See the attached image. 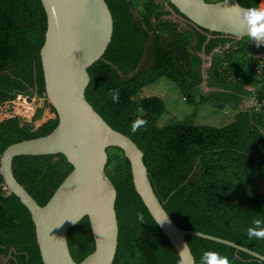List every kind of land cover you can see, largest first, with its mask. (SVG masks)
Here are the masks:
<instances>
[{
  "label": "trees",
  "instance_id": "trees-1",
  "mask_svg": "<svg viewBox=\"0 0 264 264\" xmlns=\"http://www.w3.org/2000/svg\"><path fill=\"white\" fill-rule=\"evenodd\" d=\"M106 2L114 32L105 54L88 70V101L109 125L144 151L155 193L177 226L264 255V239L249 241L247 237L252 222L264 220V61L257 57L264 54V45L257 46L249 37L238 40L200 29L168 0ZM239 2L246 8L261 4V0ZM181 19L187 27L179 25ZM47 30L42 0H0V108L19 95L47 99L41 57ZM202 55L211 56L207 79L215 91L209 95L198 93L204 82ZM162 79L175 83L189 104L212 103L219 111L233 112L234 121L220 127L190 119L161 124L167 113L165 102L157 96L139 98V93ZM110 90H119L118 103L108 95ZM254 91L259 109L242 111L244 100L251 99ZM52 111L57 114L53 107ZM43 113L44 109H38L34 119H41ZM138 116L148 123L132 133L130 126ZM58 124L56 117L34 130L18 117L0 118V158L10 144L47 135ZM107 151L106 171L117 190L119 223L113 264H180L135 191L129 159L119 147ZM13 169L28 193L45 206L72 165L64 154L19 155L14 157ZM0 183H5L3 176ZM186 240L196 264L205 250L227 256L230 264H264L224 244L195 236ZM69 244L76 262L94 251L87 217L70 229ZM2 263L44 264L30 212L16 196L0 188Z\"/></svg>",
  "mask_w": 264,
  "mask_h": 264
},
{
  "label": "water",
  "instance_id": "water-1",
  "mask_svg": "<svg viewBox=\"0 0 264 264\" xmlns=\"http://www.w3.org/2000/svg\"><path fill=\"white\" fill-rule=\"evenodd\" d=\"M189 22L210 33L247 38L239 25V0H168ZM48 17L41 51L47 99L59 124L47 135L10 144L0 158L9 194L28 209L44 264H113L119 243L117 190L106 171L108 148L119 147L130 161L135 191L184 264H196L187 236L224 244L264 263V255L227 239L183 230L155 193L144 151L125 133L113 128L86 96L89 69L108 49L114 19L106 0H42ZM264 45V44H263ZM14 118V117H13ZM44 123L41 126H43ZM38 127V128H40ZM64 154L72 165L61 186L42 206L17 179L14 157ZM87 217L94 251L76 262L70 251V229ZM165 219L157 223L161 218Z\"/></svg>",
  "mask_w": 264,
  "mask_h": 264
},
{
  "label": "rangeland",
  "instance_id": "rangeland-1",
  "mask_svg": "<svg viewBox=\"0 0 264 264\" xmlns=\"http://www.w3.org/2000/svg\"><path fill=\"white\" fill-rule=\"evenodd\" d=\"M264 0H261V4ZM260 4V6H261ZM259 6V7H260ZM177 17V16H176ZM179 25L181 27H187V23L182 19L179 20ZM203 63L202 73L204 77V82L199 87V92L203 95H209L211 92L215 91L214 88L208 86V74L207 70L211 65V56L207 57L202 55ZM157 96L161 98L167 107V113L160 120L161 124H172L174 122L190 119L196 124L199 125H213V126H225L233 122L235 119L233 112L228 111H219L215 108L212 103L205 102L203 104L193 105L186 102L184 95L180 91V88L175 84L171 83L166 79H162L157 83L151 84L139 93V98ZM26 99V100H25ZM29 103L34 108L33 115L30 118L24 117L21 113L19 105L21 103ZM253 101V98L248 100L245 104H250ZM9 106L8 113H5L4 107L0 109V118L2 121L8 120L11 116H16L21 119L22 123H29L33 125V129L36 130L40 125L46 123L52 119L56 118V114L53 113L51 104L48 99L40 97L27 98L23 95H19ZM38 109H44L43 117L41 119L35 120ZM30 119V120H29ZM262 192H264V177L261 180ZM4 264V263H2Z\"/></svg>",
  "mask_w": 264,
  "mask_h": 264
},
{
  "label": "clouds",
  "instance_id": "clouds-1",
  "mask_svg": "<svg viewBox=\"0 0 264 264\" xmlns=\"http://www.w3.org/2000/svg\"><path fill=\"white\" fill-rule=\"evenodd\" d=\"M239 12V25L249 39L260 46L264 44V7L252 6L248 8H240L238 5L233 6ZM108 95L111 97L114 103L119 102V90H110ZM148 121L138 116L131 124V132L135 133L140 128L146 127ZM142 217V213H137ZM164 218H161L157 223L162 222ZM247 237L249 241L264 239V220L255 219L252 222V226L247 229ZM180 264H184L183 260ZM199 264H230V260L227 256L221 255L214 250H205L200 257Z\"/></svg>",
  "mask_w": 264,
  "mask_h": 264
},
{
  "label": "built area",
  "instance_id": "built-area-1",
  "mask_svg": "<svg viewBox=\"0 0 264 264\" xmlns=\"http://www.w3.org/2000/svg\"><path fill=\"white\" fill-rule=\"evenodd\" d=\"M257 57L261 58L264 61V54H259V56H257ZM258 72H260V69H258ZM249 88L253 89L252 87H249ZM252 98H253V101L250 102V104H247V105L244 104L243 105L242 111H246V110L251 109L253 107L254 108L257 107L259 109L260 105H258L256 91H254V96ZM248 100H250V99L244 100L245 101L244 103L248 102ZM1 176H2V173H1V168H0V179H1ZM0 188H2V190H4V191H7L9 194L8 188L6 187L5 183H0Z\"/></svg>",
  "mask_w": 264,
  "mask_h": 264
},
{
  "label": "bare ground",
  "instance_id": "bare-ground-1",
  "mask_svg": "<svg viewBox=\"0 0 264 264\" xmlns=\"http://www.w3.org/2000/svg\"><path fill=\"white\" fill-rule=\"evenodd\" d=\"M260 7H264V2L261 4ZM28 103H29V101H28ZM28 103H25V101H24V103H21L19 105L20 110H18V112L21 113L22 116L30 118L33 115L34 108L31 104H28Z\"/></svg>",
  "mask_w": 264,
  "mask_h": 264
},
{
  "label": "crops",
  "instance_id": "crops-1",
  "mask_svg": "<svg viewBox=\"0 0 264 264\" xmlns=\"http://www.w3.org/2000/svg\"><path fill=\"white\" fill-rule=\"evenodd\" d=\"M209 38H211V37H209ZM11 102H13V101H10V102H6L2 107H4V108H6L5 109V113H8V111H9V106H11L12 105V103ZM1 109V108H0ZM13 117H16V116H13ZM12 116L10 117V118H13ZM10 118H8V119H10ZM49 122V121H48ZM47 123V122H46ZM45 124V123H44Z\"/></svg>",
  "mask_w": 264,
  "mask_h": 264
},
{
  "label": "flooded vegetation",
  "instance_id": "flooded-vegetation-1",
  "mask_svg": "<svg viewBox=\"0 0 264 264\" xmlns=\"http://www.w3.org/2000/svg\"><path fill=\"white\" fill-rule=\"evenodd\" d=\"M229 37V36H228ZM231 37V36H230ZM237 39V38H236ZM238 40H240V39H238ZM23 96H25V95H23ZM25 97H27L28 98V96H25Z\"/></svg>",
  "mask_w": 264,
  "mask_h": 264
}]
</instances>
